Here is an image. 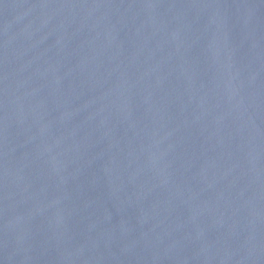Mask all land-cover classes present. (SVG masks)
Returning a JSON list of instances; mask_svg holds the SVG:
<instances>
[{
    "label": "water",
    "instance_id": "95a60500",
    "mask_svg": "<svg viewBox=\"0 0 264 264\" xmlns=\"http://www.w3.org/2000/svg\"><path fill=\"white\" fill-rule=\"evenodd\" d=\"M0 264H264V0H0Z\"/></svg>",
    "mask_w": 264,
    "mask_h": 264
}]
</instances>
